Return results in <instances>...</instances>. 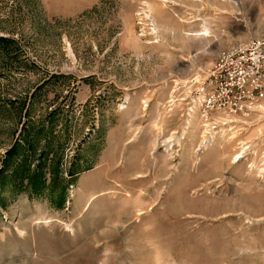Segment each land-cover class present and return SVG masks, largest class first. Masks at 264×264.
<instances>
[{
    "label": "rangeland",
    "instance_id": "obj_1",
    "mask_svg": "<svg viewBox=\"0 0 264 264\" xmlns=\"http://www.w3.org/2000/svg\"><path fill=\"white\" fill-rule=\"evenodd\" d=\"M227 2L0 0V264H264V118L194 92L264 34Z\"/></svg>",
    "mask_w": 264,
    "mask_h": 264
},
{
    "label": "built area",
    "instance_id": "obj_2",
    "mask_svg": "<svg viewBox=\"0 0 264 264\" xmlns=\"http://www.w3.org/2000/svg\"><path fill=\"white\" fill-rule=\"evenodd\" d=\"M193 83L206 122L217 114L264 118V34L220 53L204 80Z\"/></svg>",
    "mask_w": 264,
    "mask_h": 264
},
{
    "label": "bare ground",
    "instance_id": "obj_3",
    "mask_svg": "<svg viewBox=\"0 0 264 264\" xmlns=\"http://www.w3.org/2000/svg\"><path fill=\"white\" fill-rule=\"evenodd\" d=\"M217 1V0H216ZM226 1V0H225ZM228 2V4H230V5H233V7L232 8H235L234 6H237V7H239L240 5H242V3H241V0L239 1V0H227ZM202 2H204V1H202ZM209 4V3H208ZM226 4V3H225ZM227 5V4H226ZM231 8V7H230ZM229 8V9H230ZM147 9H148V12H149V15H147V17L148 18H153V14H154V11L156 10L155 9V7L153 6V5H151V4H148L147 5ZM236 9H238V8H235L234 10H233V13L236 11L237 12V10ZM197 10V9H196ZM231 10V11H232ZM238 11H240V10H238ZM146 16V15H145ZM154 19V18H153ZM190 20H189V22L191 21V20H194V21H192V22H190L189 24H187L189 27H190V30L188 31V32H185V34H184V37H185V40H209V39H211L212 37H213V33H212V31L213 30H211V27L212 26H210L211 24L210 23H208L205 19H199L198 17H194L193 18V16L191 17V18H189ZM153 22H154V20H153ZM195 22H198V25L199 24H201L202 23V27H201V30L198 32V31H194V24H192V23H195ZM158 28V27H157ZM170 29V28H169ZM173 30V29H172ZM154 31V30H153ZM157 31V30H156ZM160 32V31H159ZM159 32H155L156 33V35L158 36V37H160L159 36ZM174 34H175V30H173L172 31ZM195 32V33H194ZM181 36V35H180ZM208 45V44H207ZM207 47V46H206ZM206 49V48H205ZM195 109H196V106H194L193 108H191V111H189V113H188V116L186 117V123H185V130H187V131H189V130H192V132H194V130L196 129V126H198V123H195ZM194 113V114H193ZM227 117V116H226ZM225 118V117H224ZM215 119V118H214ZM218 120V119H217ZM205 121V120H204ZM207 125V124H206ZM209 125H207V127L206 128H208V129H206V131H207V133H209L210 134V138L208 139V140H204L202 143H203V146L204 147H206V146H208V145H210V144H212V141H214V139H215V132L214 131H211V130H209V128H210V126L208 127ZM214 126V125H213ZM212 126V127H213ZM214 130V129H213ZM184 134H185V132H184ZM205 135V134H204ZM193 140V139H192ZM224 140V139H223ZM168 142H170V141H168ZM224 142V141H223ZM223 142H221V144L223 143ZM229 142V141H228ZM165 143H167V142H165ZM225 144L227 143L226 141L224 142ZM225 144H223V145H225ZM222 145V146H223ZM246 145L247 144H243L242 145V148H241V150H240V152L237 154V157H236V160H235V162L234 163H238L240 160H242L245 156V151H246V149H245V147H246ZM223 148V147H222ZM248 148H250V147H248ZM247 148V149H248ZM235 159V158H234ZM253 168V167H252ZM141 194H139L135 199H134V205H136L135 206V209H136V212H137V214L140 216L141 214H143V212H145L144 211V205H143V202L141 201ZM91 198V197H90ZM94 198V197H93ZM91 200V199H90ZM72 230V229H71Z\"/></svg>",
    "mask_w": 264,
    "mask_h": 264
}]
</instances>
